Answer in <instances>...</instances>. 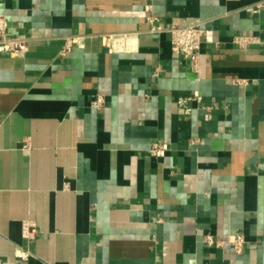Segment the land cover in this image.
Segmentation results:
<instances>
[{"label": "crops", "instance_id": "1", "mask_svg": "<svg viewBox=\"0 0 264 264\" xmlns=\"http://www.w3.org/2000/svg\"><path fill=\"white\" fill-rule=\"evenodd\" d=\"M262 1L0 0L8 35L31 38L0 53V264H264ZM151 16L204 22L197 69ZM75 35L86 46L64 52Z\"/></svg>", "mask_w": 264, "mask_h": 264}, {"label": "built area", "instance_id": "2", "mask_svg": "<svg viewBox=\"0 0 264 264\" xmlns=\"http://www.w3.org/2000/svg\"><path fill=\"white\" fill-rule=\"evenodd\" d=\"M264 6V1L257 5L255 11ZM157 17L151 16L149 18L150 31L162 32L168 31L171 36L172 49L176 52L182 53L186 59H189L192 67L197 69L199 66L200 49L202 44V37L205 33L204 22L199 21L187 25L173 24L168 27H161L157 24ZM8 24L6 16L0 12V53H7L16 57H24L30 50V37L24 36H10L8 35ZM115 33H108L101 35V41L104 46H111L116 39ZM253 37L247 35H237L234 37V42L240 46H245L251 42ZM74 46L84 48L86 46L85 35H75L66 39L63 51H70ZM244 81V80H243ZM197 101L203 103V96L199 91H195L192 94L182 95L178 97L177 104L184 109L185 112L190 113L192 107L190 103ZM104 97L98 95L92 102V105L96 108H100L104 105ZM202 107L206 110V117L211 118L213 111L217 108L213 104H202ZM169 150V145L166 142L156 141L153 143L150 151L153 155L164 156ZM38 234V228L34 221L25 220L22 223V235L29 242L36 239ZM236 253H241L244 250L246 243L245 236L240 233L231 235L227 240ZM204 242L209 245L215 244L216 246H222L225 240L217 239L211 234L204 237ZM16 255L22 260H28L32 255L29 248L19 247L16 251Z\"/></svg>", "mask_w": 264, "mask_h": 264}]
</instances>
